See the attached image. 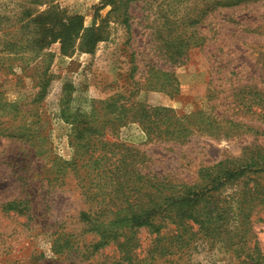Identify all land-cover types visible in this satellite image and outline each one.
Here are the masks:
<instances>
[{"label":"rangeland","instance_id":"1","mask_svg":"<svg viewBox=\"0 0 264 264\" xmlns=\"http://www.w3.org/2000/svg\"><path fill=\"white\" fill-rule=\"evenodd\" d=\"M52 2L65 16H81L83 26L99 27L103 40L92 52L77 50L68 55H63L60 42L53 43L46 51L53 56L46 61L51 59L49 72L54 79L44 101L34 103L42 74L35 68L39 61L20 55L7 60L3 58L4 45L14 39L22 19L26 23L36 12H46L49 0H0V65L3 61L13 65L7 73L0 71V121L7 120L0 126V264H120V254L112 246L93 254L88 248L91 236L80 243L84 247L78 252L55 254L52 228L36 225L27 215L4 208L19 199L24 190L33 189L37 168L43 172L54 157L57 162L72 159V126L60 117L63 96L67 94L74 109L89 110L92 99L137 91L138 102L167 107L179 114L193 111L213 117L216 113L221 115L219 122L232 121L224 123L223 135L196 132L187 143L174 147L172 142L149 137L138 122L126 124L119 131V140L146 153L153 172L191 183L200 167L226 158L245 164L252 156L264 153V0L204 11L195 25L188 24L189 19L205 10V0ZM183 31L188 37L192 34V38H186L191 48L185 64L178 65L172 63L173 49L167 46L178 44L180 33L186 34ZM167 70L175 72L176 80L169 87L174 95L143 87L149 71L163 79ZM37 114L44 116L37 118ZM35 129L40 139L34 147L39 152L38 161L32 160L33 154L24 153L29 149L28 139L17 136L18 132L27 134ZM73 184L69 179L64 192L52 195L55 203L51 208L49 203L46 212L36 199L41 214L36 220L46 217L52 222L64 221L66 230L76 228V215L84 202ZM234 191L230 185L224 195ZM234 225L231 220L227 227ZM171 228L164 229L159 238L146 228L138 231L139 264H240L243 260L238 257L242 248L237 243L228 246L227 240L222 241L225 235L198 247L191 262L185 249L169 254L163 248ZM251 232L252 242L256 241L264 252V221L254 217Z\"/></svg>","mask_w":264,"mask_h":264},{"label":"trees","instance_id":"2","mask_svg":"<svg viewBox=\"0 0 264 264\" xmlns=\"http://www.w3.org/2000/svg\"><path fill=\"white\" fill-rule=\"evenodd\" d=\"M52 1L49 0L46 12H36L26 23L22 19L14 39L4 45L3 58L7 60H12V55H20L21 58L28 56L31 61H39L35 68L43 75H39V91L35 94L34 103L44 101L54 79L49 72L51 59L46 61L53 56L46 52L53 43L60 42L63 55H68L77 50L92 52L103 40L99 27L83 26L81 16H65V12ZM125 1L129 3L132 0ZM205 1V10L189 19L188 24H197L205 12L215 8L256 0ZM30 23L34 26H29ZM190 36L180 33L179 43L167 46L173 49L172 63L185 64L184 58L191 48L190 40L186 38H192V34ZM10 69H13L12 63H1V72L7 73ZM150 73L144 88L171 95L176 93L169 88L176 80L175 72L167 70L163 79ZM136 94L137 91L129 95L119 92L105 100L92 99L89 110L74 109L71 99L65 94L61 100L60 117L72 126V159L57 162L54 157V162L50 166L45 165L43 172L37 168L38 171L34 172L37 183L33 184V189L24 190L19 199L5 204V210L27 215L34 224L52 228L51 242L55 254L78 252L84 247L80 243L91 236L88 248L93 254H100L112 246L114 252L120 254V264H139L136 250L140 246L136 242L138 231L146 228L159 238L164 229L172 226L168 243L163 248L169 254H178L185 249L184 254H189L191 262L198 247L207 246L209 241L225 235L222 241L227 240L228 246L238 244L242 248L238 255L243 257L240 264H264V252L256 241L252 242L251 232L254 217L264 221V153L252 156L245 164L240 159L226 158L200 167L196 180L191 183L153 172L147 165L149 156L146 153L119 140L118 134L123 126L138 122L149 137L172 142L171 147H174L187 143L196 132L223 135L224 123L231 120L219 122L222 118L216 113L213 117L193 111L179 114L167 107L138 102ZM41 115L35 117L41 118ZM6 121H0V126ZM38 134L39 130L35 129L32 133L18 132L17 135L28 139L25 142L29 149L23 151L33 154L32 160L37 161L40 160L39 152L36 153L34 147L40 140ZM69 179L74 180L73 185L84 202V207L76 215V228L70 226L66 230L64 221L52 222L46 217L36 220L41 215L38 214L39 206L43 212L50 210L55 203L52 195L64 192ZM230 185L235 187V191L225 196L224 190ZM36 199L39 206H36ZM231 220L235 225L228 228Z\"/></svg>","mask_w":264,"mask_h":264}]
</instances>
